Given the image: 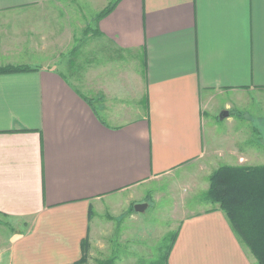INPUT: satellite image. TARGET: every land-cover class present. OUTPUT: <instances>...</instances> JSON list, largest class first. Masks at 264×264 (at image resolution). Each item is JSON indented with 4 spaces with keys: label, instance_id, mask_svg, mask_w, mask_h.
I'll use <instances>...</instances> for the list:
<instances>
[{
    "label": "crops",
    "instance_id": "obj_1",
    "mask_svg": "<svg viewBox=\"0 0 264 264\" xmlns=\"http://www.w3.org/2000/svg\"><path fill=\"white\" fill-rule=\"evenodd\" d=\"M40 4L0 0V14ZM93 29L129 65L80 86L0 44V67L31 68L0 74V219L11 225L0 264L78 261L102 201L124 212L141 187L203 157L264 165V145L241 142L238 124L264 123V0H119ZM219 104L221 134L205 123ZM176 232L166 264H256L218 209Z\"/></svg>",
    "mask_w": 264,
    "mask_h": 264
},
{
    "label": "rangeland",
    "instance_id": "obj_2",
    "mask_svg": "<svg viewBox=\"0 0 264 264\" xmlns=\"http://www.w3.org/2000/svg\"><path fill=\"white\" fill-rule=\"evenodd\" d=\"M113 1L41 0L37 7L0 14V20L3 19L0 21L1 47L7 54L14 53L12 57H17L16 61H30L36 66L55 64L77 86L99 76L119 74L129 65V60L93 29L96 14ZM33 44L37 48L36 52H30L33 58L22 60L35 47ZM219 108L220 104L211 107L205 117L207 126L213 124L217 134L229 129L219 119L222 112ZM253 110L254 106H250L232 113L252 116ZM238 124L245 136L241 142L247 139L252 145H264V123L240 120ZM256 127L259 132L254 130ZM219 166L213 158L203 157L157 184L141 187L139 193L143 197L129 207L124 206V212L102 201L91 220L92 234L90 242L87 240L85 264H101L106 260H113L115 264H165V256L182 220L213 207L205 192L210 174ZM136 204H145L146 208L136 212ZM0 224L3 237L10 235L11 225L2 219Z\"/></svg>",
    "mask_w": 264,
    "mask_h": 264
},
{
    "label": "trees",
    "instance_id": "obj_3",
    "mask_svg": "<svg viewBox=\"0 0 264 264\" xmlns=\"http://www.w3.org/2000/svg\"><path fill=\"white\" fill-rule=\"evenodd\" d=\"M118 2L119 0H114L109 3L96 14L94 21L97 23L107 16ZM29 70L30 67L23 65L2 66L0 74ZM205 198L213 206L207 211L220 210L241 245L257 264H264V165L219 166L208 178ZM87 245V240L81 242V257L72 264L86 263ZM167 252L165 264L169 254ZM101 264L115 263L113 260H106Z\"/></svg>",
    "mask_w": 264,
    "mask_h": 264
},
{
    "label": "water",
    "instance_id": "obj_4",
    "mask_svg": "<svg viewBox=\"0 0 264 264\" xmlns=\"http://www.w3.org/2000/svg\"><path fill=\"white\" fill-rule=\"evenodd\" d=\"M228 116V112L227 111H223L221 112V114L219 115V119L220 120H223L224 118H226ZM146 208V205L145 204H136L134 206V210L136 212H142L144 211V209Z\"/></svg>",
    "mask_w": 264,
    "mask_h": 264
}]
</instances>
